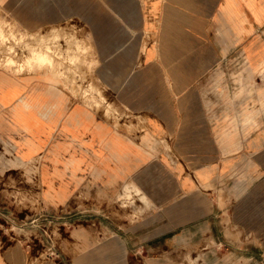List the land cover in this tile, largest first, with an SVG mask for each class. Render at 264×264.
I'll list each match as a JSON object with an SVG mask.
<instances>
[{
  "label": "crops",
  "instance_id": "1",
  "mask_svg": "<svg viewBox=\"0 0 264 264\" xmlns=\"http://www.w3.org/2000/svg\"><path fill=\"white\" fill-rule=\"evenodd\" d=\"M43 6L0 0L19 27L62 23L50 0ZM136 12V39L101 59L138 63L106 74L100 105L48 70L0 68V264H19L16 242L2 241L12 237L2 222L18 221V189L42 190L51 210L85 190L115 196L151 182V211L135 220L109 214L103 242L42 264H100L103 254L104 264H178L211 245L218 264L222 255L264 264V118L227 83L264 66V0H153Z\"/></svg>",
  "mask_w": 264,
  "mask_h": 264
},
{
  "label": "rangeland",
  "instance_id": "2",
  "mask_svg": "<svg viewBox=\"0 0 264 264\" xmlns=\"http://www.w3.org/2000/svg\"><path fill=\"white\" fill-rule=\"evenodd\" d=\"M50 1L52 10L61 12L65 4L69 9L65 14L55 12V20L60 19L62 22L59 25L52 22L48 27L39 23L41 26L36 28H23L19 27L22 24V19L17 18L19 14L0 11V18L3 20L2 30L0 29V68L19 75L41 69L48 70L59 76L81 99L100 105L101 101L106 100L103 92L106 74H111V71L127 72L138 63L135 61L129 65V62L101 59L105 56V48H111L114 44L115 49L120 48L121 40L125 37L136 39V34L133 37L129 31L132 24L138 23L139 14L136 11L140 6L152 4L153 0ZM47 2L49 0H35V5L38 8L42 6L40 10H47V7L43 6L47 5ZM35 15L38 18L42 13ZM106 43H109V46ZM38 51H45L51 58H56L54 65L50 66L47 62L34 58ZM11 57L16 60V65L13 62L6 63ZM22 65L24 69H21ZM257 73L256 78L248 75L227 78L230 79L227 83L240 86L236 97L239 96L243 103L247 100V104L252 99V105L257 107L256 115L264 118V66ZM227 77L231 76L227 73ZM255 84L256 97L255 92L253 93ZM246 109H249V105ZM116 111L114 119L119 120L120 116ZM243 116L245 118V114ZM151 183L144 188L126 186L115 196H109L101 190H85L80 193L77 203L73 201L71 206L51 210L44 204L42 190L18 189L12 193V197L14 195L16 199L18 221L12 225L2 222V229H9L12 234V237H2V241L11 238V241L16 242L15 250L19 264H42L47 258L57 259L59 251H68L70 246L76 248L74 250H83L91 243L105 240L102 230L109 225L108 218L106 219L109 214H116L120 218L130 213V219L135 220L151 211L154 207ZM1 199L3 206L10 201L7 195H2ZM26 217L28 225L25 228ZM210 249L206 250L209 253L205 254L202 248L186 254L187 257L184 256L178 264H209L211 259V264H218L220 256L217 253V245H211ZM102 256L100 264L105 263V254ZM220 264L237 263L222 255Z\"/></svg>",
  "mask_w": 264,
  "mask_h": 264
},
{
  "label": "bare ground",
  "instance_id": "3",
  "mask_svg": "<svg viewBox=\"0 0 264 264\" xmlns=\"http://www.w3.org/2000/svg\"><path fill=\"white\" fill-rule=\"evenodd\" d=\"M149 10V9H148ZM2 30V29H1ZM47 31V30H46ZM148 31V30H147ZM147 33V32H146ZM150 35V34H149ZM84 41V40H83ZM86 44V43H85ZM145 45H147V44H145ZM157 47H158V45H157ZM145 49H146V47H145ZM144 51V50H143ZM70 54V53H69ZM144 54V53H143ZM52 55V54H51ZM145 56V55H144ZM34 58H36V59H38L39 61L41 60V61H45V62H47L50 66H53L54 65V59H56V58H54V57H52L51 58V56H48V53L46 54V52L45 51H38V52H36L35 54H34V56H33ZM32 57V58H33ZM12 59H8L7 60V63H11V62H16V60L14 61L13 59H14V57H11ZM4 59V58H3ZM141 63V62H140ZM1 64V63H0ZM15 65H16V63H14ZM140 65V64H139ZM58 68H60V67H58ZM20 69V68H19ZM21 69H24L23 68V65H22V68ZM27 69V68H26ZM73 79V78H72Z\"/></svg>",
  "mask_w": 264,
  "mask_h": 264
}]
</instances>
